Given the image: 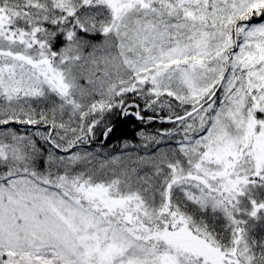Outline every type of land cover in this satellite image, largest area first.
I'll use <instances>...</instances> for the list:
<instances>
[{
	"label": "snow or ice",
	"instance_id": "6c2138e0",
	"mask_svg": "<svg viewBox=\"0 0 264 264\" xmlns=\"http://www.w3.org/2000/svg\"><path fill=\"white\" fill-rule=\"evenodd\" d=\"M0 264H264V0H0Z\"/></svg>",
	"mask_w": 264,
	"mask_h": 264
},
{
	"label": "trees",
	"instance_id": "16d2710c",
	"mask_svg": "<svg viewBox=\"0 0 264 264\" xmlns=\"http://www.w3.org/2000/svg\"><path fill=\"white\" fill-rule=\"evenodd\" d=\"M121 130L126 133V137H123L120 139H117L116 137H114L113 139L109 140L108 146H107L108 151H112L113 149H116L117 151H119V145L122 143V140L124 138H127L129 140L132 139L134 132H133V125L131 123H129L127 126H122Z\"/></svg>",
	"mask_w": 264,
	"mask_h": 264
}]
</instances>
